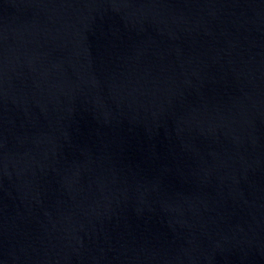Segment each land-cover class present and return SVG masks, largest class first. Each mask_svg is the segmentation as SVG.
<instances>
[{
	"label": "water",
	"instance_id": "95a60500",
	"mask_svg": "<svg viewBox=\"0 0 264 264\" xmlns=\"http://www.w3.org/2000/svg\"><path fill=\"white\" fill-rule=\"evenodd\" d=\"M0 264H264V0H0Z\"/></svg>",
	"mask_w": 264,
	"mask_h": 264
}]
</instances>
